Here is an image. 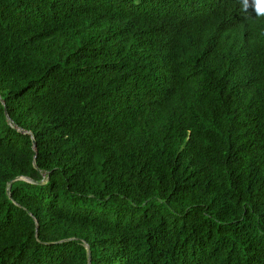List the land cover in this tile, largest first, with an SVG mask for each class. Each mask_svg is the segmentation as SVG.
<instances>
[{"label": "trees", "instance_id": "1", "mask_svg": "<svg viewBox=\"0 0 264 264\" xmlns=\"http://www.w3.org/2000/svg\"><path fill=\"white\" fill-rule=\"evenodd\" d=\"M248 3L0 0V264H264Z\"/></svg>", "mask_w": 264, "mask_h": 264}, {"label": "clouds", "instance_id": "2", "mask_svg": "<svg viewBox=\"0 0 264 264\" xmlns=\"http://www.w3.org/2000/svg\"><path fill=\"white\" fill-rule=\"evenodd\" d=\"M250 5L248 0H241V11L248 12ZM254 13L258 17H264V0H254Z\"/></svg>", "mask_w": 264, "mask_h": 264}, {"label": "water", "instance_id": "3", "mask_svg": "<svg viewBox=\"0 0 264 264\" xmlns=\"http://www.w3.org/2000/svg\"><path fill=\"white\" fill-rule=\"evenodd\" d=\"M4 113H5L6 118L9 120L8 115H7V110H6L5 107H4ZM18 129H19V131L24 132L23 129H21V128H18ZM25 132H27V131H25ZM31 139H32L33 147H34V146H35V140H34L33 136L31 137ZM35 167H37V166L35 165ZM25 179H26L27 181H32L31 178H29V177H25ZM34 182H35V181H34ZM40 182H41V181H40ZM85 247H86L87 256H88V257H87V258H88V264H90V251H89V246H88L87 243L85 244Z\"/></svg>", "mask_w": 264, "mask_h": 264}, {"label": "bare ground", "instance_id": "4", "mask_svg": "<svg viewBox=\"0 0 264 264\" xmlns=\"http://www.w3.org/2000/svg\"><path fill=\"white\" fill-rule=\"evenodd\" d=\"M9 118V117H8ZM8 120V119H7ZM8 122L10 123V119L8 120ZM19 130V129H18ZM27 133H30V132H27ZM31 134V133H30ZM20 179H23V180H26L25 179V177H19ZM27 181V180H26ZM29 182H33V181H29ZM41 182H42V180H41ZM9 186H10V183H9V185H8V188H7V192H8V194H9ZM10 196V195H9Z\"/></svg>", "mask_w": 264, "mask_h": 264}]
</instances>
